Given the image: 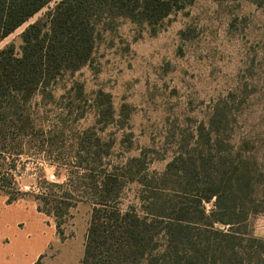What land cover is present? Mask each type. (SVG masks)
Returning a JSON list of instances; mask_svg holds the SVG:
<instances>
[{"label":"trees","instance_id":"obj_1","mask_svg":"<svg viewBox=\"0 0 264 264\" xmlns=\"http://www.w3.org/2000/svg\"><path fill=\"white\" fill-rule=\"evenodd\" d=\"M194 1L0 0V42L55 2L22 32L20 52L13 44L0 51V194L8 198V204L21 196L16 191L18 164L35 156L29 148L38 146V157L46 158L56 152L53 146L63 142V122L50 126L38 121L33 100L52 101L59 81L91 61L100 28L127 19L156 32L166 19ZM249 1L264 6V0ZM111 108L108 101L113 115ZM232 117L216 107L208 130L200 129L193 136L194 146L173 158L162 173H149V163L142 156L109 171L105 155L97 150L91 154L88 146L82 148L86 167L80 161V148L71 157L73 165L61 163L57 154L58 167L70 165L77 176L85 171L81 179L90 181L92 191L53 192L63 186L49 187L44 181L35 197L38 211L61 218L77 202L92 204L82 264H264V240L259 239H253L255 249L245 254L247 263L238 261L240 233L233 228L264 213V171L255 154H234L232 135L223 128ZM89 156L95 164L92 168ZM97 169L102 170L99 175ZM72 181L69 177L68 182ZM130 183L141 187L140 195L135 204L123 209L120 200ZM211 202L208 211L206 204ZM56 228L61 235L60 223ZM42 259L35 264H44Z\"/></svg>","mask_w":264,"mask_h":264},{"label":"rangeland","instance_id":"obj_2","mask_svg":"<svg viewBox=\"0 0 264 264\" xmlns=\"http://www.w3.org/2000/svg\"><path fill=\"white\" fill-rule=\"evenodd\" d=\"M54 5L0 42V51L13 44L20 52L22 32ZM100 29L91 61L59 81L52 101L33 100L38 121L50 126L63 122V144L53 146L56 154H46V158L38 157V146L29 148L35 156L18 164L16 191L21 196L13 203L34 205L38 210L35 197L44 181L49 187L63 186L53 192L90 194V181L81 179L85 171L77 176L70 165L58 167L61 160L56 159L58 154L61 163L73 165L71 157L80 148V161L86 167L85 146L91 154L97 150L105 155L109 171L142 156L149 163V173H162L173 158L194 146L193 136L200 129L208 130L216 107L235 116L223 127L226 135H232L234 154H255L264 171V6L249 0H195L166 19L156 32L127 19ZM108 101L113 115L108 112ZM88 159L94 167L92 157ZM140 189L134 183L125 187L120 200L123 209L136 203ZM212 204H206L208 211ZM92 209L91 203L80 201L61 218L40 212L45 228L53 226L56 233V241L42 255L44 264H82ZM30 225H21L18 231L25 232ZM219 228L228 231V227ZM233 229L240 233L238 261L247 263L245 254L256 247L253 239L264 240V213Z\"/></svg>","mask_w":264,"mask_h":264},{"label":"crops","instance_id":"obj_3","mask_svg":"<svg viewBox=\"0 0 264 264\" xmlns=\"http://www.w3.org/2000/svg\"><path fill=\"white\" fill-rule=\"evenodd\" d=\"M43 221L36 206L8 204L0 195V264H35L56 241L55 227L46 229ZM27 224L29 230L18 231Z\"/></svg>","mask_w":264,"mask_h":264},{"label":"built area","instance_id":"obj_4","mask_svg":"<svg viewBox=\"0 0 264 264\" xmlns=\"http://www.w3.org/2000/svg\"><path fill=\"white\" fill-rule=\"evenodd\" d=\"M50 178H51V179H54L55 177H54V176H51Z\"/></svg>","mask_w":264,"mask_h":264}]
</instances>
